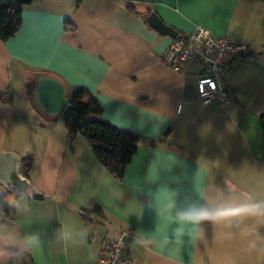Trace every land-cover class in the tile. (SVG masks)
<instances>
[{
    "label": "crops",
    "instance_id": "0c3cea01",
    "mask_svg": "<svg viewBox=\"0 0 264 264\" xmlns=\"http://www.w3.org/2000/svg\"><path fill=\"white\" fill-rule=\"evenodd\" d=\"M149 10L178 34L202 26L248 46L251 56L222 78L228 105L199 100L198 67L174 71L162 63L172 38L147 24L141 13ZM46 74L64 84L67 97L87 89L104 120L141 137L123 180L82 137L69 141L61 117L37 106L32 87ZM260 115L264 0H34L15 35L0 40V152L34 158L33 190L16 202L14 222L0 216V264H24V257L88 264L121 231L132 234L133 264H264V216L198 223L183 216L264 201ZM167 129L165 143L151 146ZM5 189L0 184V194ZM32 192L40 194L35 203ZM95 204L105 217L87 226L76 210Z\"/></svg>",
    "mask_w": 264,
    "mask_h": 264
},
{
    "label": "trees",
    "instance_id": "16d2710c",
    "mask_svg": "<svg viewBox=\"0 0 264 264\" xmlns=\"http://www.w3.org/2000/svg\"><path fill=\"white\" fill-rule=\"evenodd\" d=\"M33 1L0 0L1 41H6L15 35L21 23L23 8L30 5ZM82 2L83 0H76L77 6ZM128 8L134 9L130 5ZM150 13L153 12L149 10L148 12L141 13V15L145 19ZM65 26L66 28L71 26L70 22L65 21ZM68 98L69 105L59 117L64 122L69 141H73L77 136L82 137L89 143L95 158L109 173L117 180H123L127 167L131 164L137 153L141 137L130 131L118 128L104 120L102 118V106L87 89L76 87L68 95ZM260 121L264 135V115H260ZM169 131L167 129L156 140L149 139L150 145L156 146L157 144H164ZM33 162V156H27L22 159V174L28 179ZM32 190V184L30 183L28 192ZM21 196L17 191L11 189H5L0 194V216L4 222H14L16 202ZM76 212L87 226L98 223L99 219L105 217L103 209L98 204H95L91 210L78 208ZM127 232L130 238L132 234L129 231ZM23 263L33 264L29 257H24Z\"/></svg>",
    "mask_w": 264,
    "mask_h": 264
},
{
    "label": "built area",
    "instance_id": "2783aa9c",
    "mask_svg": "<svg viewBox=\"0 0 264 264\" xmlns=\"http://www.w3.org/2000/svg\"><path fill=\"white\" fill-rule=\"evenodd\" d=\"M248 46L218 37L209 29L197 26L191 32L178 34L162 55V63L181 71L185 66H196L200 74L196 81L198 98L205 104L224 107L231 101L230 92L222 86L232 64L250 57ZM129 234L121 231L107 250L96 261L88 264H133L127 252Z\"/></svg>",
    "mask_w": 264,
    "mask_h": 264
},
{
    "label": "water",
    "instance_id": "95a60500",
    "mask_svg": "<svg viewBox=\"0 0 264 264\" xmlns=\"http://www.w3.org/2000/svg\"><path fill=\"white\" fill-rule=\"evenodd\" d=\"M147 24L162 36L176 38L178 31L166 25L156 13L146 16ZM35 102L47 115L60 116L69 105L64 84L52 75H39L32 87ZM0 184L6 189L24 195L30 187V180L22 174V157L14 152H0ZM40 196L34 193V196Z\"/></svg>",
    "mask_w": 264,
    "mask_h": 264
},
{
    "label": "clouds",
    "instance_id": "9594fccd",
    "mask_svg": "<svg viewBox=\"0 0 264 264\" xmlns=\"http://www.w3.org/2000/svg\"><path fill=\"white\" fill-rule=\"evenodd\" d=\"M242 215L264 216V201L251 204L245 203L238 206L220 205L216 207H200L190 209L183 213L184 218L189 222L197 223L202 220H225Z\"/></svg>",
    "mask_w": 264,
    "mask_h": 264
},
{
    "label": "rangeland",
    "instance_id": "374dc122",
    "mask_svg": "<svg viewBox=\"0 0 264 264\" xmlns=\"http://www.w3.org/2000/svg\"><path fill=\"white\" fill-rule=\"evenodd\" d=\"M26 73L28 74V72L26 71ZM26 75V74H25ZM20 82H21V79H20V77L18 76V75H13V80H12V85H13V88L15 89V88H18L19 89V87H20ZM31 85L29 84L28 85V87H30ZM16 103L18 104V106L21 108V109H23V104H22V100H20L19 98H16ZM27 113V115L28 116H30V112L29 111H27L26 112ZM56 117H58V116H56ZM59 119V121H61V123H64L63 122V120L61 119V118H58ZM263 139V138H262ZM30 197H32L31 198V201L33 202V203H35V201H36V197L34 196V193L32 192L31 194H30Z\"/></svg>",
    "mask_w": 264,
    "mask_h": 264
}]
</instances>
